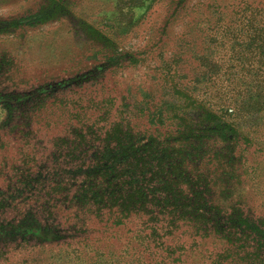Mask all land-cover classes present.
Returning <instances> with one entry per match:
<instances>
[{"label": "rangeland", "instance_id": "374dc122", "mask_svg": "<svg viewBox=\"0 0 264 264\" xmlns=\"http://www.w3.org/2000/svg\"><path fill=\"white\" fill-rule=\"evenodd\" d=\"M262 52L264 0H0V91L27 94L37 86L66 83L49 92L51 101L83 102L92 106L93 118L108 111L114 115L116 110L118 117L147 115L145 108L184 96H190L182 101H187L189 117L219 110L238 131L236 153L241 158L236 177L225 163L228 150L213 146L212 152L217 151L225 164L219 176L229 186L226 197L232 196L237 205L220 198L221 202L259 217H264ZM237 103L244 105L237 115L220 110ZM60 113L48 118L56 123ZM4 115L0 106V124ZM47 115L37 119L40 137L46 140L66 128L47 127ZM27 123L19 118L9 129L0 128V158L12 166L24 160ZM151 130L161 135L168 131L158 126ZM8 167L0 173L2 186L16 173ZM91 219L89 241L99 244L103 254L119 255L129 247L125 253L129 258L137 243L127 231L134 225L116 229L109 225L108 232L104 223ZM113 235L119 238L112 240ZM213 235L196 238L189 263L211 264L217 258V264H249L254 259L257 242L235 238L229 242ZM11 248L0 250V264H86L59 247H19L14 252ZM82 252L88 264L105 262V257ZM177 257L154 249L140 262L172 264Z\"/></svg>", "mask_w": 264, "mask_h": 264}, {"label": "trees", "instance_id": "16d2710c", "mask_svg": "<svg viewBox=\"0 0 264 264\" xmlns=\"http://www.w3.org/2000/svg\"><path fill=\"white\" fill-rule=\"evenodd\" d=\"M199 83L196 80V86ZM64 84L37 86L27 94L0 91L5 113L0 128L7 130L25 118L30 129L20 165L0 158V173L8 166L16 172L7 184L0 183V250L59 247L71 259L88 264L82 257L85 249L95 258L105 257L104 264H142L143 254L157 249L168 256L178 254L172 264H191L188 258L196 238L213 239L217 233L229 242L233 238L257 242L249 264H264V217L236 206L226 208L220 199L237 205L232 196L226 197L229 186L219 176L225 164L217 151L212 152L213 146L228 150L225 163L236 177L241 158L236 153L238 131L219 110L189 117L187 101H182L190 96H184L145 108L147 115L118 117L116 110L114 115L108 111L93 118L92 106L83 102L51 101L49 92ZM241 107L237 103L220 110L237 115ZM56 112L61 115L55 123L48 117L54 119ZM44 113H49L47 127H66L47 140L38 132L37 119ZM151 126L168 131L161 135ZM92 217L108 232L109 225L112 229L134 225L127 234L137 243V258L132 257L134 248L125 257L129 247L119 255L103 254L99 244L89 241ZM118 238L113 235L112 240ZM216 259L211 264H217Z\"/></svg>", "mask_w": 264, "mask_h": 264}]
</instances>
